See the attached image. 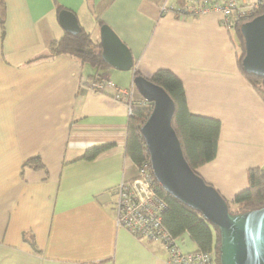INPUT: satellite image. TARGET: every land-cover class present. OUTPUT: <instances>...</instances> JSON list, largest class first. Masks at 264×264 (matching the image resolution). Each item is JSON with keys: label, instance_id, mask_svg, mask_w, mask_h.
Here are the masks:
<instances>
[{"label": "crops", "instance_id": "1", "mask_svg": "<svg viewBox=\"0 0 264 264\" xmlns=\"http://www.w3.org/2000/svg\"><path fill=\"white\" fill-rule=\"evenodd\" d=\"M194 1L2 0L0 264H170L162 244L116 223L118 185L138 175L126 154L129 106L90 89L89 63L50 56V44L70 34L63 10L93 40L106 24L128 46L133 69L100 73L133 88L132 101L141 97L136 72L150 80L165 69L182 81L191 113L221 122L216 158L198 172L223 196L232 199L248 186L250 169L264 165V102L240 72L221 15L180 13ZM34 157L43 169L26 164ZM178 242L184 252L198 249L187 233Z\"/></svg>", "mask_w": 264, "mask_h": 264}, {"label": "water", "instance_id": "2", "mask_svg": "<svg viewBox=\"0 0 264 264\" xmlns=\"http://www.w3.org/2000/svg\"><path fill=\"white\" fill-rule=\"evenodd\" d=\"M59 21L72 35L81 32L74 13L63 10ZM244 39L242 69L264 78V13L241 24ZM102 59L119 71H130L134 59L128 46L109 25L100 28ZM140 95L153 104L141 134L151 169L162 189L199 212L219 232V264H264V206L231 213L226 199L189 166L181 142L172 126L175 103L160 86L142 76L134 78Z\"/></svg>", "mask_w": 264, "mask_h": 264}, {"label": "trees", "instance_id": "3", "mask_svg": "<svg viewBox=\"0 0 264 264\" xmlns=\"http://www.w3.org/2000/svg\"><path fill=\"white\" fill-rule=\"evenodd\" d=\"M54 1L56 2V0ZM3 6L4 4L0 0V24L2 25H4ZM263 13L264 0H262L258 14ZM241 24L242 22L240 20H235L229 28L230 30L235 29L239 37V44L237 43L239 49V69L264 102V78L246 74L242 69L244 39L240 32ZM49 54L51 57L62 54L71 55L82 62L89 63L95 71L94 76H92V81L106 77L100 73L108 68V65L102 59L100 41L93 40L91 35L84 29L75 35L66 34L62 39L52 42L49 46ZM135 76L140 75L136 72ZM150 81L162 87L173 99L176 109L172 118V126L181 142L183 153L189 166L194 172L199 174L198 170L200 167L216 158L221 122L218 119L196 115L190 112L184 85L171 71L165 69L158 70ZM131 106L133 115L130 117L127 126L126 154L137 166H140L150 161L145 141L141 134V127L151 114L153 104L141 96L138 102L131 101ZM104 149L105 146L92 148L85 153L84 157L93 159ZM26 164L34 169L44 168L39 157L29 159ZM160 194L168 203V209L164 214L166 228L176 238H180L186 233L189 234L190 238L198 246L197 250L212 252L214 264H219L218 229L206 221L199 212L173 198L163 189H160ZM223 197L228 203L230 212L234 214L263 207L264 165L250 169L248 186L245 189L238 192L232 199Z\"/></svg>", "mask_w": 264, "mask_h": 264}, {"label": "built area", "instance_id": "4", "mask_svg": "<svg viewBox=\"0 0 264 264\" xmlns=\"http://www.w3.org/2000/svg\"><path fill=\"white\" fill-rule=\"evenodd\" d=\"M261 5L262 0H227L223 3L196 0L191 7H183L179 11L184 14L192 12L195 15L215 12L221 15L222 24L230 28L235 20L244 23L259 15ZM162 9L165 11V7ZM90 89L100 93L110 91L115 100L129 106V116L133 115V88H121L108 78H100L91 82ZM137 167L136 177L124 180L118 185L115 207L117 225L146 244H162L168 251L170 264H214L212 252H184L181 249L178 238L164 224L168 203L160 194L162 187L153 176L151 162Z\"/></svg>", "mask_w": 264, "mask_h": 264}, {"label": "rangeland", "instance_id": "5", "mask_svg": "<svg viewBox=\"0 0 264 264\" xmlns=\"http://www.w3.org/2000/svg\"><path fill=\"white\" fill-rule=\"evenodd\" d=\"M231 31H232V33L234 34L233 36H234L236 42L238 43V41H239V37H238V34H237L236 30H235V29H232ZM238 44H239V43H238ZM120 72H121V71H120ZM215 188H216V187H215Z\"/></svg>", "mask_w": 264, "mask_h": 264}]
</instances>
